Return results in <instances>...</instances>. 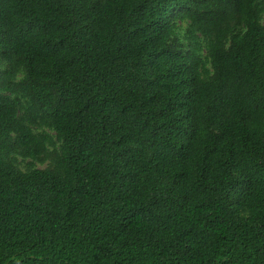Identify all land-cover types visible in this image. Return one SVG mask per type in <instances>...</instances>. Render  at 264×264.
I'll use <instances>...</instances> for the list:
<instances>
[{"label": "trees", "instance_id": "1", "mask_svg": "<svg viewBox=\"0 0 264 264\" xmlns=\"http://www.w3.org/2000/svg\"><path fill=\"white\" fill-rule=\"evenodd\" d=\"M0 264H264V0H0Z\"/></svg>", "mask_w": 264, "mask_h": 264}]
</instances>
